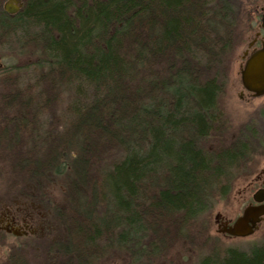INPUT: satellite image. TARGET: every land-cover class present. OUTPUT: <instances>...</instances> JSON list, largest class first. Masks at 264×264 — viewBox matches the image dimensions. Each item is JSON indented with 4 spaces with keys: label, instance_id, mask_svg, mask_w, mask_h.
<instances>
[{
    "label": "trees",
    "instance_id": "1",
    "mask_svg": "<svg viewBox=\"0 0 264 264\" xmlns=\"http://www.w3.org/2000/svg\"><path fill=\"white\" fill-rule=\"evenodd\" d=\"M21 1L9 15L0 0V49L35 58L1 64L0 166L32 199L64 181L53 264H152L197 243L257 142L251 126L225 140L238 1ZM208 249L197 264H264V243Z\"/></svg>",
    "mask_w": 264,
    "mask_h": 264
},
{
    "label": "rangeland",
    "instance_id": "2",
    "mask_svg": "<svg viewBox=\"0 0 264 264\" xmlns=\"http://www.w3.org/2000/svg\"><path fill=\"white\" fill-rule=\"evenodd\" d=\"M9 0H1L2 6ZM241 6L239 21L236 29L235 49L229 56L228 66V82L226 84V94L222 98L223 107L227 118L228 129L225 139L237 137L241 130L251 126L254 132L253 138L257 140L254 144L253 155L248 162L246 168L237 174L230 188L226 199H221L208 213L206 217V226L201 227V238L197 243H185L176 248V250L166 260L154 261L152 264H197L202 256L208 254L210 246L220 245L224 248L232 247L240 250L248 251L255 245L264 243V221L259 230L252 236L247 238H233L222 234L221 226L218 223V217H224L227 220L235 221L243 213V210L253 201V195L261 187V183H257V174L264 167V126L262 129H257L258 123L264 122V96L260 98L251 97L248 92L243 89L241 83L240 66L243 64V55L249 49V46L256 39V34L261 31L264 18V0H237ZM264 35V34H263ZM11 48L0 49V63L3 66L22 65L29 63L35 58L34 56L17 55V45L15 41H11ZM29 54V53H28ZM242 95V97H241ZM46 118L41 119L40 124L45 125ZM45 129V128H43ZM46 130V129H45ZM60 131V129H56ZM252 132V133H253ZM256 132V133H255ZM209 147L216 145V140H209ZM8 165L1 164L0 166V214L5 213L4 209L11 207L17 208H41L45 213H49V227L58 231L50 235L51 240H58L62 234L61 226L53 217V211L49 203L57 206H65L66 196L64 195L65 184L60 179H55L54 182L46 184L44 196L39 195L32 199L22 195L13 185V182L18 180L11 176ZM52 237L54 239H52ZM2 239V237H0ZM13 243H17V239L13 237H5ZM206 246L204 247V244ZM210 242V243H209ZM96 264H133L130 259H124L120 252H115L104 259L99 260ZM134 264H148L144 261Z\"/></svg>",
    "mask_w": 264,
    "mask_h": 264
},
{
    "label": "flooded vegetation",
    "instance_id": "3",
    "mask_svg": "<svg viewBox=\"0 0 264 264\" xmlns=\"http://www.w3.org/2000/svg\"><path fill=\"white\" fill-rule=\"evenodd\" d=\"M263 34L264 25L263 27L261 26V31L256 34L257 40L255 47L260 46L264 39ZM246 52H248V55L250 54V50ZM245 53L243 55V64L240 66V71L248 58V55H245ZM248 94L253 97L251 93L248 92ZM261 116H264V112ZM260 124L264 125V122L261 121ZM257 129L259 131V128ZM257 183H261V187L256 193H258L259 190H264V167L257 174ZM252 203L253 201L250 204ZM4 211L5 213L0 214V237H2V239H0V264H53V260L56 259V256H52L49 245L56 243L58 240H55L53 237L52 239L54 240H51L50 235L52 232L58 233V231H56V229L53 230L56 225L52 223L53 229L49 227V213L44 214L41 208L35 207H32V209L17 208L15 210L7 206ZM263 221L259 224V228ZM218 223L223 229L224 225L231 226L233 221L219 216ZM224 235L228 236L226 234ZM5 237H13L19 242L13 243L8 239H4Z\"/></svg>",
    "mask_w": 264,
    "mask_h": 264
},
{
    "label": "water",
    "instance_id": "4",
    "mask_svg": "<svg viewBox=\"0 0 264 264\" xmlns=\"http://www.w3.org/2000/svg\"><path fill=\"white\" fill-rule=\"evenodd\" d=\"M23 8L21 0H9L4 5V11L15 15ZM264 23V18H263ZM256 40L249 46L251 48ZM248 55V52L245 53ZM241 82L245 90L253 93L255 97L264 96V40L261 47L255 50L247 59L241 70ZM255 204H249L240 217L231 226L224 225L220 231L233 238H247L252 236L264 220V190L253 196Z\"/></svg>",
    "mask_w": 264,
    "mask_h": 264
}]
</instances>
